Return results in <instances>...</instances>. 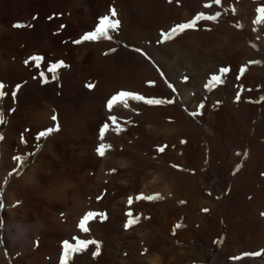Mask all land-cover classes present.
Segmentation results:
<instances>
[{"label":"bare ground","instance_id":"bare-ground-1","mask_svg":"<svg viewBox=\"0 0 264 264\" xmlns=\"http://www.w3.org/2000/svg\"><path fill=\"white\" fill-rule=\"evenodd\" d=\"M210 2L0 0V264H264V0ZM104 16L111 40L72 43ZM120 91L175 102L109 112Z\"/></svg>","mask_w":264,"mask_h":264},{"label":"snow or ice","instance_id":"snow-or-ice-1","mask_svg":"<svg viewBox=\"0 0 264 264\" xmlns=\"http://www.w3.org/2000/svg\"><path fill=\"white\" fill-rule=\"evenodd\" d=\"M216 4V5H220L221 4V0H211L210 3L208 4H205V7L207 8H211L212 4ZM234 11V9H233ZM259 11L261 13H264V8H261L259 9ZM116 11L115 9L112 10L111 12V15L112 17H115L116 16ZM221 14L219 12H216L215 14L213 15H206L205 13L201 12L197 15H195L190 21L188 22H184V23H177L175 26H173L170 30L168 31H161L160 35H159V38L157 40V43L158 44H164L166 42H169L171 40H173L175 38V36L179 35L180 33L186 31V30H190V29H195L197 27V24L198 22H200L202 19L203 20H211V21H217L219 16ZM35 18V17H34ZM119 21H114V22H110V17L109 16H104L102 17L101 21H100V24L95 28L94 31H88L86 33H84L79 39H76V40H73L72 43L74 44H81L83 42H91V41H97L99 39H107V40H111L112 39V36L111 35H108V32H109V29H116L118 26H119ZM13 27L15 28H20V27H23V25L17 23V24H14ZM210 30V29H209ZM111 51H115V49H111ZM136 52L144 55L147 59L151 60V57L148 56L147 53H145L142 49H135ZM32 60H34L36 62V68L37 70L39 71L40 69V62L44 59L43 57L41 56H34L31 58ZM25 63H27V61H25ZM250 63H259L258 61H252ZM60 64H63V62L61 61ZM55 68H56V65H52L50 66L49 68H46L45 71H55ZM230 68L228 67H222L219 69V74H214L211 76L208 84H206L205 86L209 88V90H211V85L213 82H218V83H223V79L222 77L223 76H226L228 72H230ZM245 71V67H241L240 68V72L243 73ZM40 77L43 78L45 80V82H47V77L45 76V72H40L39 73ZM185 80H187V77H184ZM167 86L169 87V89H171V91L173 93L176 92V88L175 86L168 82L167 79L165 80ZM150 85H154L155 84V81H149L148 82ZM90 89L94 87L93 84L89 83L87 85ZM4 85L2 83H0V89H3ZM17 88H19V85H17ZM4 93L2 91H0V96H3ZM13 96H15V93H13ZM129 99H132V100H136V101H142L146 104H149V105H162V104H172L175 102L174 99H167V98H157V97H145L144 95H141L139 93H134V92H129V91H120L118 92L116 95H113L111 97V99L108 100L107 102V108L109 110V112H111L114 108V106L116 105H122L123 107L127 108L128 107V103L127 101ZM237 99H239V97H237ZM201 108H203V105L201 104L200 105ZM193 116H196L197 113L193 112L192 113ZM52 121H56L57 120V116L56 115H53L51 117ZM109 121H111V127L113 128H120L121 125H120V121L118 119L117 116L115 115H110L108 117ZM0 123H3V115L0 114ZM110 127V125L108 123H105L103 125V128L100 130V138L103 139L104 138V131L107 130L108 128ZM58 130L57 128H52V127H49L47 128L46 130H42V131H39L38 132V135H37V139L39 138H43V137H46L48 136L49 134H51L53 131H56ZM4 137L3 135H0V140H3ZM181 143H185V141H181ZM111 147V146H109ZM167 147V145H164V146H160L157 148V151L160 152V153H163L165 151V148ZM104 148L105 146L103 144L100 145V147L97 149L98 151V154L100 156H104L105 152H104ZM14 159H17L19 160L20 157H14ZM173 168H176L178 167L177 165H172ZM113 171H115V169H113ZM264 175V174H262ZM2 195V194H0ZM131 197H129V202L131 203ZM137 199H146V200H153V199H162V197L159 196V194H155L154 196H143V194L139 195L137 197ZM181 203H184L183 201ZM4 205H3V201L0 200V208H2ZM203 211L207 212L208 209H203ZM94 214L89 212L87 213L79 227L84 231V232H88V228L86 227L85 225V222L88 221L89 217L93 216ZM128 215H131V213H128ZM262 215H264V213H262ZM132 224V221L129 220L128 223L125 225V227H129L131 226ZM81 244H85V243H96L95 241H80ZM65 247H69L68 245V242L65 241ZM148 253V250L145 249L141 255H145Z\"/></svg>","mask_w":264,"mask_h":264},{"label":"rangeland","instance_id":"rangeland-1","mask_svg":"<svg viewBox=\"0 0 264 264\" xmlns=\"http://www.w3.org/2000/svg\"><path fill=\"white\" fill-rule=\"evenodd\" d=\"M212 254H213V253H212ZM212 254H211V255H212Z\"/></svg>","mask_w":264,"mask_h":264}]
</instances>
